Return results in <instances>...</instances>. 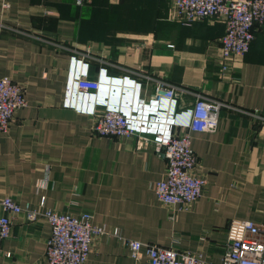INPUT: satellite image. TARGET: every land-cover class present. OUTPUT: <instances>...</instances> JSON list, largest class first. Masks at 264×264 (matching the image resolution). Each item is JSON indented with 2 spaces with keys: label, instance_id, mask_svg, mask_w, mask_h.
I'll use <instances>...</instances> for the list:
<instances>
[{
  "label": "crops",
  "instance_id": "1",
  "mask_svg": "<svg viewBox=\"0 0 264 264\" xmlns=\"http://www.w3.org/2000/svg\"><path fill=\"white\" fill-rule=\"evenodd\" d=\"M171 2L0 0V21L18 30L0 27V77L23 86L26 98L0 132V197L32 208L44 198L45 209L87 212L94 225L115 230L94 239L84 264H136L126 239L200 251L216 262L232 219L264 223V128L243 112L264 110V29H255L244 56L226 58L223 19L169 20ZM72 55L89 63V78L104 73L87 105L120 102L130 81L147 102L159 80L226 104L214 131L191 133L205 178L191 208L171 210L157 199L166 158L152 136L96 135L93 115L65 105ZM193 100L183 93L175 110L189 111ZM85 102L78 100L81 108ZM50 231L45 220L16 216L1 243L11 256L0 255V264H47Z\"/></svg>",
  "mask_w": 264,
  "mask_h": 264
},
{
  "label": "built area",
  "instance_id": "2",
  "mask_svg": "<svg viewBox=\"0 0 264 264\" xmlns=\"http://www.w3.org/2000/svg\"><path fill=\"white\" fill-rule=\"evenodd\" d=\"M208 17H220L225 23L221 36L222 56L241 57L248 51L255 29H264V0H172L168 13L169 20L184 24ZM0 27L18 31L2 21ZM103 75L101 70L98 79L89 78V63L72 55L65 105L93 115L91 130L96 135L117 138L144 136L142 138L147 140V136H152L150 140L156 150L162 151L166 158L164 177L155 184L157 199L171 210L191 208L202 195L205 185L191 147V133L214 131L219 110L226 104L159 80L147 102L139 97L140 83L130 81L132 91L125 90L126 97L122 94L120 102L112 103L111 100L109 104L100 98L87 105V98L100 91ZM183 93L194 95L193 106L189 111L177 112L175 104ZM81 99L86 100L82 108L79 104ZM25 106L23 86L10 76L0 77V132L8 130L15 114ZM243 112L264 128V110ZM43 205L44 198L38 208H32L11 196L0 197V255L11 256L10 252L1 250V243L9 237L13 219L18 215L27 221L45 220L50 225L45 251L47 264H84L94 239L117 235L115 230L94 225L92 215L87 212L75 216L69 212L45 209ZM125 244L136 264H139L142 249L145 250L147 264H264V223L232 219L226 232L225 250L216 262L207 261L200 251L174 249L133 239H126Z\"/></svg>",
  "mask_w": 264,
  "mask_h": 264
},
{
  "label": "water",
  "instance_id": "3",
  "mask_svg": "<svg viewBox=\"0 0 264 264\" xmlns=\"http://www.w3.org/2000/svg\"><path fill=\"white\" fill-rule=\"evenodd\" d=\"M117 93V89L113 90V95H115Z\"/></svg>",
  "mask_w": 264,
  "mask_h": 264
}]
</instances>
